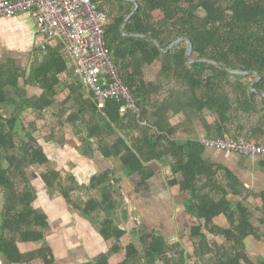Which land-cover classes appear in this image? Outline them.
I'll return each instance as SVG.
<instances>
[{
  "label": "trees",
  "instance_id": "1",
  "mask_svg": "<svg viewBox=\"0 0 264 264\" xmlns=\"http://www.w3.org/2000/svg\"><path fill=\"white\" fill-rule=\"evenodd\" d=\"M135 1L93 0L107 14L104 38L137 111L121 113L116 100L98 110L71 74L74 67L62 57L60 44L55 61L62 64L58 71L68 74L65 99L73 106L63 108L66 101L61 102L55 121L51 115L44 118L51 101L40 77L52 64L40 62L32 80L45 93L25 103L35 118L23 127L25 137L17 130L18 116L0 115V194L5 201L0 253L8 264H58L46 243L29 252L19 247L46 242L50 229L47 213L34 204L38 194L32 179L38 175L32 170L38 166L44 167L39 176L46 187L64 197L70 211L88 219L109 244L106 252L82 264H248L246 240H264L253 224L256 214L264 217V195L255 196L253 206L235 205L231 196L247 202L251 194L232 172L205 156L197 138L199 124L206 137L254 139L264 146V0ZM0 76L14 74L0 69ZM42 118L47 141L70 127L85 156H102L104 170L88 185L51 166L35 136ZM111 157L134 176L140 192L159 169L170 186L179 185L187 199L178 219L188 239L174 242L141 223L130 231L123 227L129 214ZM219 215L232 228L217 225Z\"/></svg>",
  "mask_w": 264,
  "mask_h": 264
},
{
  "label": "crops",
  "instance_id": "2",
  "mask_svg": "<svg viewBox=\"0 0 264 264\" xmlns=\"http://www.w3.org/2000/svg\"><path fill=\"white\" fill-rule=\"evenodd\" d=\"M60 44L39 36L27 12L19 13L9 19H0V69H6L14 74V77L0 76V115L4 119L18 116L17 130L23 137L26 135L23 127L35 120L25 103L29 98L45 93L39 81L32 80L34 67L38 63L52 64L48 74L40 77V81L44 80V85L48 88L46 94L49 96L46 99L51 101L45 109L48 114L44 118L48 115L53 118L55 110L62 108L61 102L66 101L63 108L70 109L73 106L71 100L65 99L69 93L66 88L68 74L59 72L58 69L62 64L55 61L57 54L61 52ZM62 57L67 59L64 53ZM68 62L69 68L72 69V63ZM71 74L74 75V72ZM44 118L37 121L40 129L35 136L44 146L51 166L62 171L66 177L74 176L80 185H88L96 174L104 170L102 156L97 155L94 159L85 156L80 139L70 127L65 129L62 136L54 132L56 138L47 141L41 131V127L45 125ZM55 120L53 118V121ZM197 125L199 140L206 135L199 124ZM205 156L232 172L242 182L245 191L251 194L247 202L242 198L231 196V200L237 202L235 205L243 202L253 206L256 203L255 196L264 195V158L227 153L212 148H206ZM109 162L115 168L116 177L121 181V192L129 214L128 220L123 225L127 231L133 229L137 223H141L147 226L149 232H162L174 242L188 239L189 231H186L185 226L178 219V213L184 205L183 201L187 199V195L181 193L179 185L170 186L162 169H159L148 179V185L140 192L141 188L138 187L135 179L132 180L134 176L127 175L119 159L111 157ZM32 171L38 175L32 179L38 194L34 204L47 213L50 229L46 242L20 243L21 251H34L46 243L52 248L58 264H82L106 252L109 244L91 222L79 213L70 211L65 198L46 187L39 176L44 171V167L38 166ZM4 203V197L0 194V234ZM263 220L264 217L260 214H256L253 220L254 226L259 228L262 234H264ZM215 223L227 229L232 228L229 219L224 215L217 216ZM190 244L192 245L191 242H187L185 245L187 252L192 253L194 249H188ZM245 245L248 264H262L264 240L254 236L249 237ZM0 264H8L3 253H0Z\"/></svg>",
  "mask_w": 264,
  "mask_h": 264
},
{
  "label": "built area",
  "instance_id": "3",
  "mask_svg": "<svg viewBox=\"0 0 264 264\" xmlns=\"http://www.w3.org/2000/svg\"><path fill=\"white\" fill-rule=\"evenodd\" d=\"M27 12L39 36L60 42L83 89L98 110L110 100L121 103L120 112L137 111L135 100L120 77L104 38L107 14L93 0H4L0 19ZM206 148L264 158V146L256 140L239 141L201 137Z\"/></svg>",
  "mask_w": 264,
  "mask_h": 264
},
{
  "label": "water",
  "instance_id": "4",
  "mask_svg": "<svg viewBox=\"0 0 264 264\" xmlns=\"http://www.w3.org/2000/svg\"><path fill=\"white\" fill-rule=\"evenodd\" d=\"M133 1H135V0H133ZM136 2V1H135ZM138 8V6H136V9ZM135 9V10H136ZM135 10L133 11V13L132 14H134V12H135ZM183 39H180L178 42H180V41H182ZM192 45L190 46V48H189V50H188V54H187V56L188 57H191V55H192Z\"/></svg>",
  "mask_w": 264,
  "mask_h": 264
},
{
  "label": "rangeland",
  "instance_id": "5",
  "mask_svg": "<svg viewBox=\"0 0 264 264\" xmlns=\"http://www.w3.org/2000/svg\"><path fill=\"white\" fill-rule=\"evenodd\" d=\"M189 250H192L193 249V247H192V245L190 244V246H189V248H188ZM159 264H161V263H159Z\"/></svg>",
  "mask_w": 264,
  "mask_h": 264
}]
</instances>
